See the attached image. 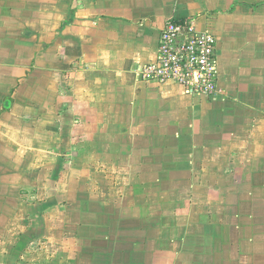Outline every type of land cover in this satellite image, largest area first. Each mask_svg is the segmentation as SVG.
<instances>
[{
	"label": "crops",
	"instance_id": "1",
	"mask_svg": "<svg viewBox=\"0 0 264 264\" xmlns=\"http://www.w3.org/2000/svg\"><path fill=\"white\" fill-rule=\"evenodd\" d=\"M172 18L216 98L138 78ZM43 261L264 264V0H0V264Z\"/></svg>",
	"mask_w": 264,
	"mask_h": 264
},
{
	"label": "built area",
	"instance_id": "2",
	"mask_svg": "<svg viewBox=\"0 0 264 264\" xmlns=\"http://www.w3.org/2000/svg\"><path fill=\"white\" fill-rule=\"evenodd\" d=\"M218 37L200 29L194 18L169 19L162 28L156 60L138 66L139 79L174 83L193 96L214 99L221 93Z\"/></svg>",
	"mask_w": 264,
	"mask_h": 264
},
{
	"label": "rangeland",
	"instance_id": "3",
	"mask_svg": "<svg viewBox=\"0 0 264 264\" xmlns=\"http://www.w3.org/2000/svg\"><path fill=\"white\" fill-rule=\"evenodd\" d=\"M39 256H41V257H42V259H43L44 257H46V255H45V254H43V253H42V251H40V252H39ZM43 262H44V264H47L45 261H43ZM63 262H64V261H63Z\"/></svg>",
	"mask_w": 264,
	"mask_h": 264
}]
</instances>
